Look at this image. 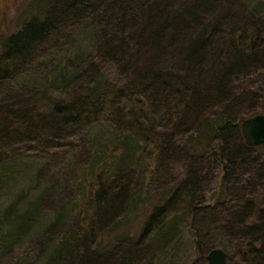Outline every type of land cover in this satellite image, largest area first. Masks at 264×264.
Masks as SVG:
<instances>
[{
  "label": "trees",
  "instance_id": "obj_1",
  "mask_svg": "<svg viewBox=\"0 0 264 264\" xmlns=\"http://www.w3.org/2000/svg\"><path fill=\"white\" fill-rule=\"evenodd\" d=\"M43 2L51 7L45 17L26 23L8 39L0 58V85L13 86L39 56V45L63 38L65 30L85 21L101 57L116 66L121 79L127 77L126 83L109 82L93 58L68 60L64 64L72 72L60 71L53 78L63 82L59 93L49 89L50 83L37 86L40 81H31L19 88L7 86L0 95V172L6 169V184L12 181L9 166L26 157L29 149H78L74 175L67 179L74 194L57 210L70 226L52 255L58 259L53 264H114L112 255L106 259L94 246L105 233L106 222L129 206L128 190L137 182V170L148 162L147 170L157 172L163 166L168 172L166 167L180 157L192 158L188 178L169 203L148 218L143 240L157 232L168 238L181 214L196 219L202 209L216 210L226 202L219 197L213 207L202 203L203 187L211 180L205 162L219 157L224 167L222 196L235 189L231 182L244 180L247 184L238 203L243 207L235 208L246 213L214 227L246 244L240 252L246 264H264V195L258 196L264 194V164L255 154L264 146L249 147L243 135L240 141L241 123L231 114V109L246 104L254 109L264 98V86L252 85L264 83V0L255 9L242 0ZM234 14L243 23L230 28ZM169 56L175 65L159 66ZM53 74L41 78L48 82ZM109 100L113 109L106 110ZM163 106L164 122L158 123ZM102 117L113 131L103 132L89 147L86 129ZM236 138L239 144L233 147ZM156 154L160 160H155ZM118 199L122 202L116 203ZM21 203L24 200L19 199L8 208L6 216ZM42 217L39 201L27 213H16L10 219L7 248L14 246L23 228L26 234ZM203 241L200 236L201 246ZM220 244L212 241L206 250Z\"/></svg>",
  "mask_w": 264,
  "mask_h": 264
},
{
  "label": "rangeland",
  "instance_id": "obj_2",
  "mask_svg": "<svg viewBox=\"0 0 264 264\" xmlns=\"http://www.w3.org/2000/svg\"><path fill=\"white\" fill-rule=\"evenodd\" d=\"M242 1L250 9H255L260 5L261 0ZM49 8H51L50 5H46L43 0H0V58L4 53L8 39L22 29L26 23L43 19ZM262 10L264 12V4ZM232 18H234L233 23H228L230 28L243 23L239 15L234 14ZM86 26H88V21H85L81 26L65 30L63 38L57 41L49 39L39 45L38 48L41 49L39 56L35 57L33 63L22 70L20 75L14 79L13 86L0 85V95L6 93L7 86L19 88L22 87L23 83L31 81L34 83L40 81L37 86L50 83L49 89L59 93L64 87L63 82L54 81L53 78L60 71L67 74L68 71L72 72L64 64L68 60L84 61L93 58L94 64L103 69L106 73L105 78L109 82L126 83L127 77L121 79L116 73V66L105 61L96 50L93 36ZM172 59L171 56L163 58L159 66L173 67L176 62ZM56 69L55 74L50 73ZM46 74L49 77L53 74L52 79L48 82L41 78ZM252 85L260 87L264 86V83L258 81ZM256 90L257 93H260L258 88ZM124 104L125 102L122 101L120 107H123ZM251 105L253 104L231 109V114L238 118V123H242L241 120L254 117L257 114H264V98H260L259 105L254 109ZM163 108L164 106L159 111L158 123L164 122V118L160 117V113L165 111ZM107 109H113L111 100L107 102ZM108 131L111 132L113 129L108 126V122L103 117L99 122L88 127L85 133L89 147L92 142L96 143V138L103 137V132L107 134ZM233 135L235 136V132ZM241 135L242 131L241 133L238 131L240 141ZM184 141L181 140V145L185 144ZM238 142V140L235 141L232 146L237 147ZM77 150L73 149L70 152L66 149L60 151L29 149L26 152V157L17 161L15 165L9 166L8 177L12 181L6 184V169L0 172V264H53L58 260L52 255L57 254V247L65 236L63 232L70 225H67L68 223L60 218L61 213L57 210L64 207L63 202L64 200L67 201L66 198L70 194H74L73 190L68 189V186L71 185H68L67 179L72 177L74 173L75 158L79 157ZM255 154L260 157L264 164V150ZM212 156L215 154L210 157ZM219 159V157H215L214 160L209 158L205 162V168L209 172L211 180L209 184L203 187L204 201L202 203L206 204L204 205L206 208L213 207L217 204V199L221 197L226 202L221 204L218 208L220 210L202 209L197 212L199 215L196 219L195 217L192 219L189 213L181 214L176 228L171 234H168V238L160 237L157 232L151 234L150 237L148 236V241L143 240L142 234L146 227V221L157 209L169 203L177 187H180L183 181L188 178L187 174L190 167L187 164H190L192 158H175L173 164L166 167L168 172L164 171L165 167L163 168V166L157 172H154L150 167L147 170L148 162H145L144 168L136 172L137 182L133 183L131 190H128L129 206L126 205V208L117 210L113 218L106 222L105 233L102 234L98 240V245L94 248H100V252L106 254V259H110L112 255L115 259L114 264H207V256L211 251L206 250L208 249L207 245L212 241H217L221 242L219 248L228 254L227 264H246L243 255L240 253L242 245L246 244L243 241L230 238L221 229L214 227L216 222L223 225L231 216L238 215L241 217L246 213L245 210H242L243 208L237 209L235 207L238 205L243 207L241 203H238L239 197L244 193V185L247 183L244 180L238 183L231 182L230 187L235 189L230 192L231 194L222 196L220 183L224 176V167L219 164L221 161ZM155 160H160L159 154L155 155ZM40 173L45 176L43 180L38 178ZM259 195L262 198L264 194L260 193ZM19 199L24 200V203H21L16 212L11 216L9 215L10 217L6 216L8 208ZM210 199L213 200L209 201ZM119 200H116V203L122 202ZM35 201H39L41 204L42 220L37 222L36 226V222H33L26 234V228H23L18 235L19 239L14 242V246L7 248L6 238L11 227L10 219H13L16 213H27L30 205ZM71 202L73 203V201ZM196 231H198L197 235L199 234V236H195ZM200 236L205 238V241L202 242L203 246L199 242Z\"/></svg>",
  "mask_w": 264,
  "mask_h": 264
},
{
  "label": "water",
  "instance_id": "obj_3",
  "mask_svg": "<svg viewBox=\"0 0 264 264\" xmlns=\"http://www.w3.org/2000/svg\"><path fill=\"white\" fill-rule=\"evenodd\" d=\"M241 131L249 147L264 146V114H257L241 123ZM207 264H227L228 254L221 248L209 252Z\"/></svg>",
  "mask_w": 264,
  "mask_h": 264
}]
</instances>
